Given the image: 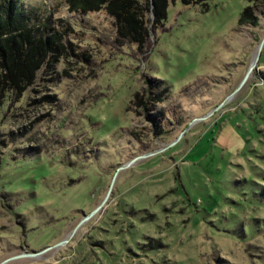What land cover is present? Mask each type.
Wrapping results in <instances>:
<instances>
[{
    "label": "rangeland",
    "instance_id": "rangeland-1",
    "mask_svg": "<svg viewBox=\"0 0 264 264\" xmlns=\"http://www.w3.org/2000/svg\"><path fill=\"white\" fill-rule=\"evenodd\" d=\"M66 1L17 0L58 48L21 89L0 67V264H264V47L198 119L254 64L264 3L168 0L125 37Z\"/></svg>",
    "mask_w": 264,
    "mask_h": 264
},
{
    "label": "trees",
    "instance_id": "trees-1",
    "mask_svg": "<svg viewBox=\"0 0 264 264\" xmlns=\"http://www.w3.org/2000/svg\"><path fill=\"white\" fill-rule=\"evenodd\" d=\"M185 3L208 2L210 0H182ZM251 4L244 7L239 22L256 23L255 6L264 0H249ZM70 8L98 10L104 5L117 15L123 36L135 35L144 25V15L154 13L155 20L167 15L168 0H67ZM35 12H28L19 6L17 0L4 2L0 0V67L9 71L5 77L12 78L18 89L26 80H31L40 68L47 53L55 52L57 34H51L50 29L38 32V22ZM137 37V36H135ZM1 69V68H0ZM1 78V73H0ZM2 81L0 80V85Z\"/></svg>",
    "mask_w": 264,
    "mask_h": 264
},
{
    "label": "water",
    "instance_id": "water-1",
    "mask_svg": "<svg viewBox=\"0 0 264 264\" xmlns=\"http://www.w3.org/2000/svg\"><path fill=\"white\" fill-rule=\"evenodd\" d=\"M264 47V38L262 39V42L260 44V48L258 49V53H257V56L254 60V64H252V66L249 68L247 74L245 75V77L242 79L241 83L239 84V86L237 87V89L235 91H232L229 96L220 104V105H217L214 109H212L206 116H201L199 117L198 119H206L207 117H209L210 115H212L217 109L219 110L222 106H224L228 101H230L232 98H234V96L236 95L237 92H239L241 90V88L243 87V85L245 84L246 80L248 78H250L251 74H252V71L255 67L256 64H258V61L261 57V51ZM181 136H179L175 141L173 140L171 143L167 144L166 147L164 148H167V147H170L172 145H175L177 143V141L180 139ZM135 160H130L127 164H132ZM112 187H113V184H112ZM108 199V196L106 197V199L104 200V202L100 203V205H98V207L92 211L89 215H85L82 217V219L80 220V222L77 224V226L74 228V230H72L69 235L63 239L62 241H60L58 244H54V245H50L48 246L47 248H45L44 250H40V251H36V252H32L30 254L26 253V254H21V256L23 255H28V256H36V255H39L41 253H44L45 251H47L48 249L50 248H53V247H60L62 246L63 244H66L70 239H72V237L75 235V233L77 232V230H79V228L84 224L85 221H87L88 219H90L92 216L95 215V213L104 205V203L107 201ZM17 257H20V256H16V257H11L10 259H15ZM9 259H6L5 261H3L1 264H4L6 261H8Z\"/></svg>",
    "mask_w": 264,
    "mask_h": 264
}]
</instances>
